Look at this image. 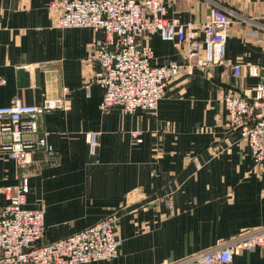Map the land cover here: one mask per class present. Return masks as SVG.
<instances>
[{"label": "crops", "instance_id": "crops-1", "mask_svg": "<svg viewBox=\"0 0 264 264\" xmlns=\"http://www.w3.org/2000/svg\"><path fill=\"white\" fill-rule=\"evenodd\" d=\"M58 0H0V107L59 101L43 115L51 155L32 154L18 165L0 155L4 189L28 180L26 208L43 212L49 244L114 216L118 256L87 264H166L264 226V161L255 164L231 129L225 94L252 95L264 74L260 0H162L165 17L203 22L212 8L232 23L225 59L239 63L183 70L166 86L155 114L100 109L102 91L89 82L87 59L102 31L54 27L49 5ZM152 64L185 63L177 44L145 35ZM254 70L255 75L251 74ZM94 133V154L85 136ZM228 264H264V249L237 251Z\"/></svg>", "mask_w": 264, "mask_h": 264}, {"label": "built area", "instance_id": "built-area-1", "mask_svg": "<svg viewBox=\"0 0 264 264\" xmlns=\"http://www.w3.org/2000/svg\"><path fill=\"white\" fill-rule=\"evenodd\" d=\"M260 6L264 19V0H260ZM49 8L56 28L102 31L87 59L97 69L89 71V82L85 84L87 90L90 83L100 87L102 111L120 107L125 114L137 109L155 114L167 84L183 70L219 65L230 66L235 77L240 75L241 65L231 64L224 57L232 20L223 9L212 8L203 22L181 23L165 17L162 0H58ZM145 35H158L162 41L177 44L186 62L152 64V49L140 44ZM251 74L255 75L254 70ZM221 101L231 129L239 132L253 162L262 163L264 74L252 95L229 93ZM59 106V101L25 104L15 97L0 107V155H8L18 165L29 163L36 151L51 155L40 122L44 114ZM85 140L94 154L96 134H86ZM19 178L15 187L4 189L6 203L0 207V264H87L118 256L121 241L112 215L72 235L41 244L43 212L26 208L28 180ZM257 248L264 249V226L166 264H228L237 251Z\"/></svg>", "mask_w": 264, "mask_h": 264}, {"label": "rangeland", "instance_id": "rangeland-1", "mask_svg": "<svg viewBox=\"0 0 264 264\" xmlns=\"http://www.w3.org/2000/svg\"><path fill=\"white\" fill-rule=\"evenodd\" d=\"M234 237H236V236H234Z\"/></svg>", "mask_w": 264, "mask_h": 264}]
</instances>
